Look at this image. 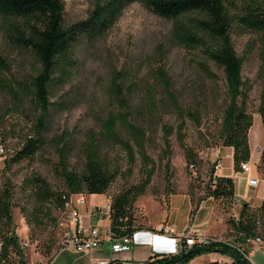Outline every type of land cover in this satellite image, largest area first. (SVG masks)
<instances>
[{
  "label": "rangeland",
  "instance_id": "obj_1",
  "mask_svg": "<svg viewBox=\"0 0 264 264\" xmlns=\"http://www.w3.org/2000/svg\"><path fill=\"white\" fill-rule=\"evenodd\" d=\"M97 1L103 0H62L64 23L70 25L85 19ZM172 27L173 20L158 16L133 1L125 4L102 35L81 36L74 45L71 73L69 69L65 80L56 82L51 92L53 103L42 133L43 143L32 157L18 162L10 158L30 133L37 111L28 102H14L0 91V187L5 181L11 184V228L18 236L28 264H45L61 246L70 222L68 212L74 203L76 205L78 196L85 199V206L95 203L104 206L108 197L111 200L114 194L142 178L139 156L135 155V161L129 165L124 150L103 137L102 119L108 112L123 110L108 93L110 76L117 70L127 76L123 79V86L129 103L124 110L130 113L133 123L145 129L146 152L155 165L145 193L139 195L133 204L134 221L144 219L147 214L148 218H156L157 207L166 210L165 203H168L170 194L182 191L187 185L193 201L206 197L204 187L214 177L218 159V172L232 176L234 191L243 198L237 201L234 197L231 206H224L223 202L216 200L228 226L227 218H233L234 214L238 216L241 204L249 203L244 202L245 199L251 201L248 211L257 216L260 214L259 206L264 198V165L260 163L264 126L258 107L264 73L260 70L257 55L258 40L251 33L231 34L235 52L244 58L243 89L249 95L248 112L253 118L248 131L250 170L244 172L234 170L229 149L222 146L218 138L222 109L227 101L223 73L212 66L216 78L207 76L199 65L203 59L201 50L187 49L179 44L172 36ZM0 53L10 64V70L2 75L12 81L25 78L36 68L31 53L12 45L1 31ZM158 68L166 71L171 81L170 89L175 92L181 108L199 112V124L186 114L182 118L184 127L180 132L176 129L180 117L165 97L156 76ZM149 90H152L154 108L148 105ZM164 124L173 126L167 135L168 149L164 144ZM91 135H94L98 155L117 174L105 193L88 195L82 191L73 194L70 198L72 204L59 209L49 195L39 196L31 185L32 179L35 176L44 178L50 191L63 190L61 146H66L67 166L81 170L85 160L84 147ZM122 135L127 137L124 132ZM60 140H63L62 144H58ZM187 148L196 154V167L187 163ZM251 175L259 179L257 186L248 185ZM230 229L220 238L232 237ZM251 250L249 256L254 264H264L263 255Z\"/></svg>",
  "mask_w": 264,
  "mask_h": 264
},
{
  "label": "trees",
  "instance_id": "obj_2",
  "mask_svg": "<svg viewBox=\"0 0 264 264\" xmlns=\"http://www.w3.org/2000/svg\"><path fill=\"white\" fill-rule=\"evenodd\" d=\"M138 1L158 16L173 20L172 36L187 49L198 48L203 59L200 67L207 76L216 78L212 66L223 73L227 101L222 109L221 123L218 130L220 144L232 148L234 170H240V163L250 158L248 131L253 118L248 112L249 95L243 89L242 65L244 58L234 49L231 34L233 32L251 33L258 40L257 55L260 70L264 73V0H103L97 1L85 19L73 24H65L62 0H0V31L12 45L27 50L36 62L31 74L21 80H10L2 74L10 70V64L0 53V91L5 92L14 102H28L37 111L30 133L24 137L20 147L14 151L11 161H21L32 157L43 143L42 133L46 126L47 115L52 106L51 92L56 82L65 80L73 67L74 45L81 36L97 37L102 35L120 15L126 3ZM156 76L165 91L170 106L180 117L175 125L180 130L184 127L183 117L188 114L196 124L200 123V114L196 110L185 111L179 105L176 94L172 91L171 81L162 68L156 70ZM127 76L120 71H113L109 79L108 93L114 103L123 108L117 112H108L102 119L103 137L107 142L118 145L124 150L127 162L131 165L138 155L141 162L142 178L135 184L114 194L110 201L108 217L109 229L115 236L131 233L134 226L133 204L135 199L145 193L151 182L155 165L146 152V131L130 120L127 110L128 100L123 79ZM148 105L154 108L151 98ZM258 113L264 126V80L260 95ZM173 126L164 124L165 149L169 146L167 135ZM124 132L127 137L122 135ZM181 135V133H180ZM60 140L58 144H62ZM66 146L60 148V168L64 189L50 191L46 180L35 176L31 185L40 197H48L54 206L64 209L69 196L82 191L89 194L105 193L112 183L116 170L106 164L98 155L94 135L84 147V164L81 170L69 168L66 164ZM168 149V148H167ZM166 151V150H165ZM187 163L196 167V154L187 148ZM260 163L264 165V145L260 153ZM205 195L220 200L231 206L234 198V180L231 176L210 178L204 187ZM190 191V190H189ZM191 194V192H190ZM11 184L8 181L0 187V264H28L21 251L18 236L11 228ZM202 199V198H201ZM264 232V198L259 206ZM257 214L248 211V204H241L238 220L229 216V226L236 231L251 234ZM242 242L241 236L237 237ZM205 248H208L206 250ZM193 249L186 256V250ZM216 251L232 258L233 264H245L244 255L235 247L222 241L206 245H193L188 249L171 255H157L143 264H184L201 252ZM14 257V258H13ZM47 264V262L45 263Z\"/></svg>",
  "mask_w": 264,
  "mask_h": 264
},
{
  "label": "crops",
  "instance_id": "obj_3",
  "mask_svg": "<svg viewBox=\"0 0 264 264\" xmlns=\"http://www.w3.org/2000/svg\"><path fill=\"white\" fill-rule=\"evenodd\" d=\"M228 149V154L232 156V148L229 147ZM215 175L225 176V174L219 173L218 170H215ZM234 195L235 199L242 201L243 198L236 193ZM243 201L249 202L248 205L251 204V201L246 199ZM107 202L108 199H106L105 205ZM165 204L166 210L157 207L156 212L158 214L156 218H148L147 214L144 219L140 218V220L134 221V226H136L133 230L134 242L128 250L119 252L111 250V242L106 233L110 224L109 211L105 210L101 218L91 211L92 207L105 208V205L100 206L95 203L91 206H87V204L86 206H79L78 212L80 213L82 227L84 229L92 226L97 227L102 239L101 246L88 252H79L71 247L60 246L52 253L47 264H94V261L100 259L111 261L113 264H143L157 255H171L182 251L176 239L189 225L193 226L197 234L213 237H222L230 229L224 213L217 206L216 200L211 196H206L193 201L191 194L188 192V185L182 191L171 193L168 203ZM160 224L171 226L173 233L165 234L155 231V228ZM217 226L220 228H217ZM251 249L260 252L264 257V245L245 246L248 260L254 264L249 256ZM184 264H233V262L232 258L226 254L208 251L196 254Z\"/></svg>",
  "mask_w": 264,
  "mask_h": 264
},
{
  "label": "built area",
  "instance_id": "obj_4",
  "mask_svg": "<svg viewBox=\"0 0 264 264\" xmlns=\"http://www.w3.org/2000/svg\"><path fill=\"white\" fill-rule=\"evenodd\" d=\"M193 167L192 165H190ZM220 167V159L216 161L215 168L216 170ZM240 170L247 172L250 170L248 161H243L240 163ZM215 176V173H214ZM259 182V179L256 176H249L247 183L249 186H257ZM77 195V194H76ZM72 196V195H71ZM71 196H69V199L65 202L64 209L69 207L71 202ZM79 197V198H78ZM75 203L72 206V209L68 212V218H69V225L68 229L64 232L63 236V242L61 243L62 247H71L76 251L79 252H88L94 248H99L102 244V239L99 235L98 228L97 227H89L87 229H84L81 224L80 219V213L78 212L79 206L85 205V199L82 196H78ZM108 202L105 205V208H98V207H92L91 211L96 213L100 218L103 216L105 210L109 211L110 207V197H108ZM237 200V199H236ZM238 201V200H237ZM235 221L238 220V216L235 214L232 216ZM155 231L165 234H172L173 228L171 226L160 224L155 228ZM107 236L111 242V250L113 252H119L122 250H128L134 240H133V231L128 234H124L121 236H115L113 232L108 228L106 230ZM230 233L232 237L222 239L218 237L213 236H205V235H199L195 232L193 226L189 225L179 236H177L176 242L181 247V250H185L190 248L191 246L197 244V245H206L211 242L215 241H222L230 246L235 247L237 250H239L243 255L244 258L248 259L245 246L246 245H264V232L262 230V217L256 216L254 220V228L253 232L251 234H246L243 231H236L232 228L230 229ZM241 236L243 238L242 242L237 241V237ZM94 264H113V262L100 259L94 261Z\"/></svg>",
  "mask_w": 264,
  "mask_h": 264
},
{
  "label": "water",
  "instance_id": "obj_5",
  "mask_svg": "<svg viewBox=\"0 0 264 264\" xmlns=\"http://www.w3.org/2000/svg\"><path fill=\"white\" fill-rule=\"evenodd\" d=\"M206 250H208V248H205ZM193 251V249H189V250H186V252H184L183 254H182V256H186L188 253H190V252H192ZM244 262H245V264H252L248 259H246V258H244Z\"/></svg>",
  "mask_w": 264,
  "mask_h": 264
}]
</instances>
